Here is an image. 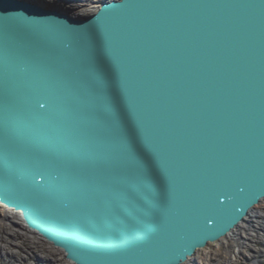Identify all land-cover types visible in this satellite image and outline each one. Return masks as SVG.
Instances as JSON below:
<instances>
[{
	"label": "water",
	"instance_id": "water-1",
	"mask_svg": "<svg viewBox=\"0 0 264 264\" xmlns=\"http://www.w3.org/2000/svg\"><path fill=\"white\" fill-rule=\"evenodd\" d=\"M264 199V0H0V204L71 264H184Z\"/></svg>",
	"mask_w": 264,
	"mask_h": 264
},
{
	"label": "bare ground",
	"instance_id": "bare-ground-1",
	"mask_svg": "<svg viewBox=\"0 0 264 264\" xmlns=\"http://www.w3.org/2000/svg\"><path fill=\"white\" fill-rule=\"evenodd\" d=\"M39 1L46 2L51 6L64 7L66 9L73 10V12L77 13H89L94 11L99 6H94L95 2L93 0ZM0 214L1 216H6V219L9 220L10 217L12 218L13 216H16L17 221H19L18 223H21L24 227H26L18 214L11 211L10 209H7L1 204ZM28 231L43 240L33 231L29 229ZM259 231H261V233ZM253 236H256L257 239H260L262 242H264V199L260 203L255 205V207L250 211L246 219L242 221L237 227H235L227 236L223 237L219 241L208 243L206 247L199 249L196 254L193 257H190L184 264H224L227 262L231 264L232 262H234L235 259L237 260L236 257L238 251L244 249V247L242 246L245 244H249L248 242H250ZM243 251L244 252L240 251V254H245V252H248L245 249ZM68 264L71 263L69 262Z\"/></svg>",
	"mask_w": 264,
	"mask_h": 264
},
{
	"label": "rangeland",
	"instance_id": "rangeland-1",
	"mask_svg": "<svg viewBox=\"0 0 264 264\" xmlns=\"http://www.w3.org/2000/svg\"><path fill=\"white\" fill-rule=\"evenodd\" d=\"M93 1L95 2L94 6L97 7L100 4V2L103 0H93ZM6 218H7L6 216H1L0 214V264H52L53 262H58L59 264H68L65 258L63 259L61 255L58 256L57 254H55L56 256L49 254L50 256H48V260L44 263V259H42L40 255L41 256L46 255L42 248H45L46 250L48 245L45 243H39L35 240L30 241L23 238V241L25 242L24 246H22V248L16 249L15 235L18 237V239H21L20 233H15V231L14 232L11 231H13L12 229L13 227L19 228L18 226L19 221H17L16 216H13L12 218L10 217V220ZM11 224H17V225H11ZM259 232L261 233V231ZM31 243L33 244L34 248L30 247ZM248 243L249 244L243 243L245 245H243L242 247H244V249L247 250L249 253L245 252V254H240V251L244 252L243 251L244 249L239 250L236 257L237 260L235 259L234 262L232 263L264 264V254L260 253V248L261 246L262 247L264 246V242H262L260 239H257L256 236H253L250 242ZM46 252L50 253L48 250H46ZM224 264H229V263L227 262Z\"/></svg>",
	"mask_w": 264,
	"mask_h": 264
},
{
	"label": "built area",
	"instance_id": "built-area-1",
	"mask_svg": "<svg viewBox=\"0 0 264 264\" xmlns=\"http://www.w3.org/2000/svg\"><path fill=\"white\" fill-rule=\"evenodd\" d=\"M11 222V221H10ZM11 225H17V224H11ZM19 226V228H12L13 229V231H11V232H14L15 231V233H20V238L21 239H18V237L15 235V237H16V239H15V248L16 249H19V248H22V246H24V244H25V242L23 241V238H25V239H27V240H30V241H32V240H35V241H37V242H39V243H45V244H47L48 245V247H47V249L46 250H48L50 253H47L46 252V250H45V248H42L43 250H44V253L46 254V255H40V257L42 258V259H44V263L48 260V256H50V255H53V256H56L55 254H57L58 256H60L61 255V257H63V255L61 254V252H59L57 249H55L54 247H51L47 242H45L44 240H41L40 238H38L37 236H35L34 234H31L29 231H28V229L26 228V227H24V226H22L21 224H19L18 225ZM24 242V243H23ZM31 248H34L33 247V244L31 243V246H30ZM41 249V250H42ZM40 250V251H41ZM260 253H262V254H264V246L262 247L261 246V248H260ZM16 254H17V252H16ZM50 254V255H49ZM4 255H5V252H4ZM63 259H64V257H63ZM68 263H69V261H67ZM52 264H59L58 262H53Z\"/></svg>",
	"mask_w": 264,
	"mask_h": 264
}]
</instances>
